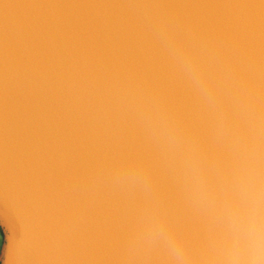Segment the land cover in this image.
Instances as JSON below:
<instances>
[{
  "label": "water",
  "instance_id": "95a60500",
  "mask_svg": "<svg viewBox=\"0 0 264 264\" xmlns=\"http://www.w3.org/2000/svg\"><path fill=\"white\" fill-rule=\"evenodd\" d=\"M247 154L264 168V0H0V264H166L146 210L202 247L194 186Z\"/></svg>",
  "mask_w": 264,
  "mask_h": 264
},
{
  "label": "clouds",
  "instance_id": "9594fccd",
  "mask_svg": "<svg viewBox=\"0 0 264 264\" xmlns=\"http://www.w3.org/2000/svg\"><path fill=\"white\" fill-rule=\"evenodd\" d=\"M159 15L168 13L161 6ZM194 78L202 76L193 57L179 51ZM147 119L162 133L170 129L162 116L150 106L145 107ZM144 169L136 163L121 165L118 176L135 179ZM194 197L207 200L215 221L210 240L200 248H193L187 238L176 229L163 212L149 208L138 228V237L159 244L166 264H264V168L254 155H242L231 171L229 180L220 186L196 184Z\"/></svg>",
  "mask_w": 264,
  "mask_h": 264
},
{
  "label": "rangeland",
  "instance_id": "374dc122",
  "mask_svg": "<svg viewBox=\"0 0 264 264\" xmlns=\"http://www.w3.org/2000/svg\"><path fill=\"white\" fill-rule=\"evenodd\" d=\"M2 242H3V234H2V232H1V230H0V247H1V245H2Z\"/></svg>",
  "mask_w": 264,
  "mask_h": 264
}]
</instances>
